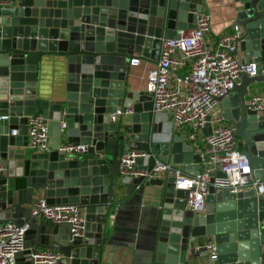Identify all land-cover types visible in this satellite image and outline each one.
I'll use <instances>...</instances> for the list:
<instances>
[{
  "label": "water",
  "instance_id": "water-1",
  "mask_svg": "<svg viewBox=\"0 0 264 264\" xmlns=\"http://www.w3.org/2000/svg\"><path fill=\"white\" fill-rule=\"evenodd\" d=\"M232 1L231 26L244 33L238 47L256 73H241L220 107L253 178L264 182V113L246 100L248 87L264 82V0ZM202 11L208 12L207 0H0V225L28 224L14 264H33L40 249L58 251L61 264H100L121 185L128 195L156 187L148 264H207L208 251L199 248L206 242L215 244L216 264H264V195L256 187L230 192L210 185L203 211L195 212L185 208L188 190L176 188L175 176L120 174L125 148L144 153L138 170L168 163L198 174L197 148L184 134L159 138L151 94L130 89L127 76L133 58L156 61L161 38L193 28ZM49 54L64 60V83L56 98L41 99L38 64ZM36 114L47 121L48 150L28 145V121ZM64 144L86 151H59ZM38 193L50 205H79L84 231L74 236L66 223L32 216Z\"/></svg>",
  "mask_w": 264,
  "mask_h": 264
},
{
  "label": "built area",
  "instance_id": "built-area-1",
  "mask_svg": "<svg viewBox=\"0 0 264 264\" xmlns=\"http://www.w3.org/2000/svg\"><path fill=\"white\" fill-rule=\"evenodd\" d=\"M196 16L193 28L179 29L170 39L161 38L159 59L147 75L145 90L151 94L155 113H170L175 128L186 127L189 140L203 142L201 147H196L201 158L198 174H185L168 163H157L150 171L138 170L136 159L144 153L135 150L125 149L118 158L123 176L147 179L162 173L175 176L176 188L188 190L185 208L201 212L210 185L230 192L254 186L258 194L264 195V182L253 178L247 157L237 146L235 129L226 121L219 101L233 92L241 73L249 76L256 73L255 62L243 60L238 55V43L244 33L239 26H233L231 31L221 33L210 43L206 40L210 31L209 13L197 12ZM137 63L138 59L132 60V64ZM186 65H189V72L178 76L171 85L170 73ZM247 104L250 109L264 113V92L254 93ZM115 116L113 114L112 118ZM60 125L64 127V122ZM206 128L210 130L207 135L203 133ZM27 134L30 148L49 149L48 125L41 114L29 118ZM59 151L82 153L86 146L64 144ZM219 163L221 168H218ZM218 172H223L224 176ZM31 208L34 217L68 224L74 236L84 231L83 211L77 204L50 205L41 195L33 199ZM27 227V223L0 225V264H14L13 255L22 248ZM201 247L208 251L207 264H216L215 244L206 242ZM32 258L33 264H61L62 255L56 250L40 249L32 254Z\"/></svg>",
  "mask_w": 264,
  "mask_h": 264
},
{
  "label": "crops",
  "instance_id": "crops-1",
  "mask_svg": "<svg viewBox=\"0 0 264 264\" xmlns=\"http://www.w3.org/2000/svg\"><path fill=\"white\" fill-rule=\"evenodd\" d=\"M207 5L210 15V31L206 35V40L211 43L216 36L232 30L231 24L235 17V9L232 0H207ZM238 55L243 60L247 59L240 52L239 47ZM158 59L159 56L156 61L139 58L137 64L131 63L127 76L130 89L145 91L147 75L150 70L156 67ZM188 72L189 65L171 72L169 83L175 84L178 76ZM64 76L65 63L61 57L55 54L43 56L38 64V97L41 99L56 98L63 88ZM256 92H264V82L248 87L247 102ZM156 115V120L162 123L161 133L158 135L160 139L167 140L174 133L184 134L186 141L192 146L199 148L203 145L201 140L191 141L188 139L186 127L175 128L170 113L163 111ZM237 146L242 148L238 142ZM142 163L146 162L143 161L140 165ZM189 172H193V169H190ZM155 190V186L146 185L140 189L138 194L135 195L134 192L128 195L123 185L115 189L113 198L114 200L122 199V203L116 207L109 218L111 221L114 220V224L107 226V237L109 238L103 244L99 258L100 264H148V251L153 235L152 221L157 205ZM37 196H41V194L38 193L35 197ZM198 264H205V260H198Z\"/></svg>",
  "mask_w": 264,
  "mask_h": 264
},
{
  "label": "trees",
  "instance_id": "trees-1",
  "mask_svg": "<svg viewBox=\"0 0 264 264\" xmlns=\"http://www.w3.org/2000/svg\"><path fill=\"white\" fill-rule=\"evenodd\" d=\"M116 205H117V203L113 204V207L116 206Z\"/></svg>",
  "mask_w": 264,
  "mask_h": 264
}]
</instances>
